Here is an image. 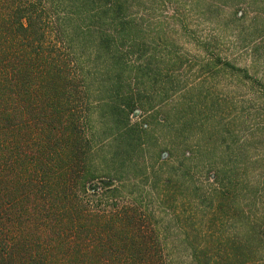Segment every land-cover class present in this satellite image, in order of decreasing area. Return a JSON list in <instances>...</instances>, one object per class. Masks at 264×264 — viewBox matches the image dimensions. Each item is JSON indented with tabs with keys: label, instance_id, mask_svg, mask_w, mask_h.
I'll list each match as a JSON object with an SVG mask.
<instances>
[{
	"label": "rangeland",
	"instance_id": "obj_1",
	"mask_svg": "<svg viewBox=\"0 0 264 264\" xmlns=\"http://www.w3.org/2000/svg\"><path fill=\"white\" fill-rule=\"evenodd\" d=\"M78 2L112 9L96 27L123 23L111 59L87 68L100 69L90 93L101 73L116 83L120 56L137 130L127 143L107 128L96 145L109 139L123 177L135 170L138 206L164 228L168 257L184 264L195 248L205 264H264V0Z\"/></svg>",
	"mask_w": 264,
	"mask_h": 264
},
{
	"label": "trees",
	"instance_id": "obj_2",
	"mask_svg": "<svg viewBox=\"0 0 264 264\" xmlns=\"http://www.w3.org/2000/svg\"><path fill=\"white\" fill-rule=\"evenodd\" d=\"M79 7L0 0V264H176L164 228L138 206L135 170L123 177L115 165L124 161L103 150L109 139L96 145L107 128L127 143L137 130V102L119 93L120 56L116 83L101 73L90 93L100 69L87 68L110 58L123 23L96 27L94 15L111 8ZM190 251L184 264H205L200 249Z\"/></svg>",
	"mask_w": 264,
	"mask_h": 264
}]
</instances>
